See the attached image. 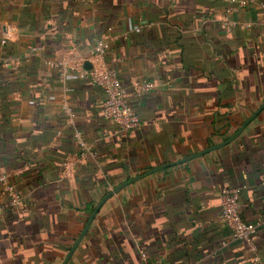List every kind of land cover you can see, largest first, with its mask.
Masks as SVG:
<instances>
[{
    "label": "crops",
    "instance_id": "0c3cea01",
    "mask_svg": "<svg viewBox=\"0 0 264 264\" xmlns=\"http://www.w3.org/2000/svg\"><path fill=\"white\" fill-rule=\"evenodd\" d=\"M228 5L0 0V175L22 198L13 204L0 181V264H61L89 208L137 175L67 264H141L142 251L170 264H264V109L227 145L145 175L219 144L264 100V12ZM103 36L110 49L97 59ZM87 62L117 70L138 128L104 117L103 91L75 71ZM76 131L94 154H80ZM234 186L242 218L260 222L250 241L219 220L221 190Z\"/></svg>",
    "mask_w": 264,
    "mask_h": 264
},
{
    "label": "built area",
    "instance_id": "2783aa9c",
    "mask_svg": "<svg viewBox=\"0 0 264 264\" xmlns=\"http://www.w3.org/2000/svg\"><path fill=\"white\" fill-rule=\"evenodd\" d=\"M229 5L226 9L228 14L236 12L240 8H244L253 4H258L264 12V0H228ZM228 25H233L234 21L226 20ZM144 26L149 27L150 24H142L137 29L141 30ZM264 27V20L262 23ZM4 43V40H2ZM110 49L109 36L99 38L93 45L91 54L97 59L103 58ZM53 65V63H52ZM61 78L65 82L66 74L69 71L66 66H60ZM76 74L79 79L89 81L92 85L97 86L103 91L104 99L102 105V114L104 117L115 122L119 129L129 132L139 127L140 116L130 105L127 100L126 90L123 86L118 72L115 68L107 67L103 64H91V67H78ZM153 83L144 82L141 85L142 91H149L153 88ZM66 92L70 93L73 88L66 87ZM70 116H74L71 107L64 106ZM74 137L79 147L81 155L86 153L94 154L92 147L83 139L80 132L76 131ZM0 181L4 183L5 193L8 195L13 204H20L21 194L15 187L6 180L5 175H0ZM243 186L225 187L221 190V209L219 220L231 229L232 240L250 241L260 226L259 221H246L242 218L239 207L240 195ZM1 209V206H0ZM226 244V243H225ZM141 264H170L161 259L150 258L146 252H141Z\"/></svg>",
    "mask_w": 264,
    "mask_h": 264
},
{
    "label": "water",
    "instance_id": "95a60500",
    "mask_svg": "<svg viewBox=\"0 0 264 264\" xmlns=\"http://www.w3.org/2000/svg\"><path fill=\"white\" fill-rule=\"evenodd\" d=\"M85 67H91V65L87 62L85 64ZM264 109V100L263 102L261 103V105L249 116V118H247L244 123L231 135L229 136L228 138H226L225 140H223L222 142H220L219 144H215V145H212V146H209L207 148H205L204 150H201L199 152H195V153H192L190 155H187L183 158H180L178 160H175L173 162H169V163H165V164H162V165H159L151 170H149L148 172L145 173V175H149L153 172H156V171H159V170H162L166 167H170V166H173V165H178V164H181L183 162H187L191 159H194V158H197V157H201L203 155H205L206 153L210 152V151H213V150H216V149H219L225 145H227L228 143H230L231 141H233L235 138H237L241 133L242 131L245 129V127L252 121L254 120L257 115ZM141 176L140 175H137L135 177H132L124 182H121L117 185H115L112 189H110L100 200L99 202L97 203V205L95 206L93 212L90 214L83 230L81 231L80 235L78 236V238L76 239L75 243L73 244V246L71 247V249L69 250V252L67 253V255L65 256L64 260L62 261L61 264H67L72 256V254L74 253V251L76 250L77 246L79 245V243L81 242V240L83 239V237L86 235L92 221L94 220V218L96 217L97 213L99 212V210L101 209L102 205L110 198L112 197L114 194H117L121 189H123L125 186L133 183L134 181L140 179Z\"/></svg>",
    "mask_w": 264,
    "mask_h": 264
},
{
    "label": "trees",
    "instance_id": "16d2710c",
    "mask_svg": "<svg viewBox=\"0 0 264 264\" xmlns=\"http://www.w3.org/2000/svg\"><path fill=\"white\" fill-rule=\"evenodd\" d=\"M120 182H121V181H120ZM94 208H95V205L93 204V205L89 208L90 213L94 210Z\"/></svg>",
    "mask_w": 264,
    "mask_h": 264
}]
</instances>
